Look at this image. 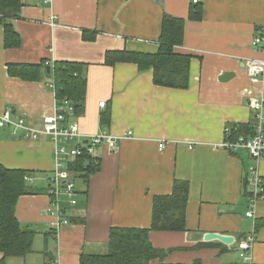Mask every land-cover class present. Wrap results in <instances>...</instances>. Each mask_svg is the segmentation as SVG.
Segmentation results:
<instances>
[{
    "label": "crops",
    "instance_id": "obj_1",
    "mask_svg": "<svg viewBox=\"0 0 264 264\" xmlns=\"http://www.w3.org/2000/svg\"><path fill=\"white\" fill-rule=\"evenodd\" d=\"M23 2L12 20L21 38L18 47L6 48L0 26L1 108L41 127L55 110L56 94L49 86L53 79L45 70L39 80L22 79L11 75L8 65L83 63L87 94L83 113L73 117L86 135L81 138L105 130H132L134 135L114 151L104 144L97 147L101 167L87 183L70 170L77 202L71 205L61 196L71 223L54 235L48 211L56 169L52 139L31 140L23 131L0 128V164L29 171L26 175L35 181L26 182L41 190L21 196L16 208L22 226L36 231L33 251L10 257L7 264H80L84 254H104L113 228L151 227L154 197L171 194L177 180L189 186L187 229L150 232L152 245L169 252L165 263L238 264L236 244L255 230L254 262L264 264V228L256 229L258 218L264 217V197L255 217L246 214L252 191L246 178L253 159L218 145L233 125L253 121L251 100L264 95V84H253L245 66V59L256 55L251 41L264 25V0ZM198 5L202 18L190 19ZM166 14L186 20L184 42L175 52L191 56L188 88L156 85L153 69L141 71L132 62L106 64L111 51L158 52ZM105 112L109 125L101 122ZM259 170L264 178V156ZM212 232L232 235L234 241L206 240Z\"/></svg>",
    "mask_w": 264,
    "mask_h": 264
},
{
    "label": "trees",
    "instance_id": "obj_2",
    "mask_svg": "<svg viewBox=\"0 0 264 264\" xmlns=\"http://www.w3.org/2000/svg\"><path fill=\"white\" fill-rule=\"evenodd\" d=\"M23 6V0H0V26L4 27L6 48L18 47L21 43L20 34L12 20L19 16ZM202 14V6L198 5L192 9L190 19L199 20ZM185 24L184 18L166 14L163 18L158 52L111 51L106 55V64L132 62L137 64L141 71L153 69L156 85L188 88L191 56L175 52V47L184 42ZM88 36L91 35L86 34V37ZM85 69L86 65L83 63L54 62L51 64L48 60L40 64L8 65L9 73L22 79L39 80L45 76L46 72L47 76L53 79L56 101L61 103L64 98H69L74 104L76 116L82 114L84 110L88 84ZM110 121L109 113H103L102 124L109 125ZM256 124L257 119L254 116L250 123L233 125L227 138L237 140L241 136L251 137L255 133ZM100 167V158L83 153L71 162L69 169L87 183ZM28 173L29 171L25 169L8 168L0 164V252L3 253L0 264H7V259L10 257H23L33 251L36 231L22 226L16 215L21 196L41 192L39 188L26 182L25 175ZM188 193V183L177 180L171 194L154 197L150 228H113L110 232L107 252L84 254L80 264H150L154 259H159V264H167L163 257L169 252L152 245L150 232L187 229ZM261 228H264V217L258 218L256 223L257 231Z\"/></svg>",
    "mask_w": 264,
    "mask_h": 264
},
{
    "label": "built area",
    "instance_id": "obj_3",
    "mask_svg": "<svg viewBox=\"0 0 264 264\" xmlns=\"http://www.w3.org/2000/svg\"><path fill=\"white\" fill-rule=\"evenodd\" d=\"M195 3L200 0H193ZM251 45L256 55L245 59V66L250 80L253 84H264V25L259 28L258 34L253 37ZM50 87L55 88L54 82H50ZM105 102H100L104 107ZM251 108L255 112L257 124L255 133L251 137L241 136L237 140H230L227 131L226 139L218 144L221 148L227 149L232 153L246 152L253 159L248 168L246 178L252 184V191L249 195L247 216L255 217L256 208L259 200L264 197V178L259 170V163L264 156V95L255 97L251 100ZM75 107L69 98L55 103V110L43 119L41 127H34L28 124L24 117L14 118L11 109H2L0 106V128L12 127L15 133L24 132V138L39 140L42 136H50L55 145L56 169L50 178L49 193L51 195L48 211L50 213V228L54 235L60 229L71 223L66 216L65 209L62 207L61 196L66 195L71 205L76 204L77 189L73 180L68 178L70 164L83 153L95 156L99 145H106L110 151H114L119 142L134 135L132 130H126L120 134L110 131H103L87 136L83 135L80 125L74 120ZM75 142V143H73ZM161 148L164 143L159 145ZM193 144H190V148ZM27 182L33 183L35 179L25 175ZM256 243L255 230L248 233L243 239L237 242L236 248L240 255L238 264H255L253 250Z\"/></svg>",
    "mask_w": 264,
    "mask_h": 264
},
{
    "label": "water",
    "instance_id": "obj_4",
    "mask_svg": "<svg viewBox=\"0 0 264 264\" xmlns=\"http://www.w3.org/2000/svg\"><path fill=\"white\" fill-rule=\"evenodd\" d=\"M205 239L206 240L217 239V240L224 242L226 244H231L234 241V237L232 235H225V234H221L218 232H212V233L206 234Z\"/></svg>",
    "mask_w": 264,
    "mask_h": 264
},
{
    "label": "rangeland",
    "instance_id": "obj_5",
    "mask_svg": "<svg viewBox=\"0 0 264 264\" xmlns=\"http://www.w3.org/2000/svg\"><path fill=\"white\" fill-rule=\"evenodd\" d=\"M73 143H75V142H73ZM76 181H77V183H78V186H80V181H79L78 178L76 179Z\"/></svg>",
    "mask_w": 264,
    "mask_h": 264
}]
</instances>
